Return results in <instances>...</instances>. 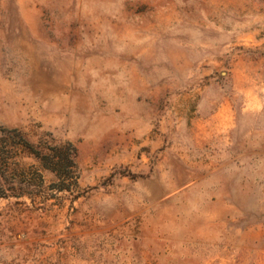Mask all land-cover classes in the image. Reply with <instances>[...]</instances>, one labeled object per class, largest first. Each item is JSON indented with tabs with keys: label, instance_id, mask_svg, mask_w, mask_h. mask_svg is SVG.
Instances as JSON below:
<instances>
[{
	"label": "rangeland",
	"instance_id": "rangeland-1",
	"mask_svg": "<svg viewBox=\"0 0 264 264\" xmlns=\"http://www.w3.org/2000/svg\"><path fill=\"white\" fill-rule=\"evenodd\" d=\"M14 130L76 168L28 161L0 264H264V0H0Z\"/></svg>",
	"mask_w": 264,
	"mask_h": 264
},
{
	"label": "trees",
	"instance_id": "trees-1",
	"mask_svg": "<svg viewBox=\"0 0 264 264\" xmlns=\"http://www.w3.org/2000/svg\"><path fill=\"white\" fill-rule=\"evenodd\" d=\"M38 147L15 130L0 133V198L28 197L36 202L41 197L33 189L34 184L20 173L28 168L29 160L38 163L41 170L55 175L58 180H69L76 168V151L72 145H68L66 151L56 149L50 154H43ZM40 176L43 180L44 176Z\"/></svg>",
	"mask_w": 264,
	"mask_h": 264
}]
</instances>
